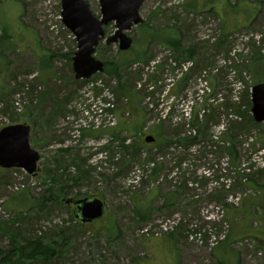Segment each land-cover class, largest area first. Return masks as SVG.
Wrapping results in <instances>:
<instances>
[{
  "label": "rangeland",
  "instance_id": "rangeland-1",
  "mask_svg": "<svg viewBox=\"0 0 264 264\" xmlns=\"http://www.w3.org/2000/svg\"><path fill=\"white\" fill-rule=\"evenodd\" d=\"M87 1L92 14L100 17L98 1ZM195 1L205 6L198 14H187L184 6ZM56 2L0 0V100L5 104L0 109V129L29 125L30 146L40 155L32 177L34 187L29 186L30 178L18 173L19 182L14 171L0 168V208L8 216L0 214V232L5 223H11L8 220H14L25 236L39 225L46 238L63 230L55 238L58 248L63 243L60 237L68 238L67 249L58 258L24 264H264V173H256L264 168V124L241 131L235 142L236 163L229 164L223 144L216 141L231 118L225 106L217 112L219 124H210L213 142L193 145L181 168L175 163L186 158L182 146L157 152L165 170L156 181L141 167L146 155L138 154L153 147L154 139L146 142L145 138L152 136L149 128L160 119H169L173 125L185 123V132L194 135L189 122L195 110L202 115L217 104L237 102L240 92L264 84V0H146L139 12L143 22L128 33L133 40L130 55H142L144 50V56L122 72L121 84L107 72L84 84L74 79L71 61L61 57L73 46V36L51 17L58 12ZM239 2L234 20L238 26L228 32L223 28L225 21L233 19L229 6ZM255 8V17L241 22L244 11L252 14ZM168 27L175 28L181 38L179 52L165 48L157 34ZM2 30L11 41L1 40ZM113 32V23L105 27V37ZM118 52L117 44L107 46L103 41L95 58L112 63ZM257 52L262 60L255 65L252 56ZM52 54L58 57L52 59ZM158 62L161 67L156 70ZM23 81L37 90L25 99L14 91L17 82ZM152 88L154 95L147 97ZM110 114L114 124L106 123ZM96 122L101 124L96 127ZM170 133L166 128L165 135ZM246 168H250L245 171L249 177L258 179L256 189L231 192L225 201L227 220L222 221V205L208 198L211 190L220 189L221 184L227 189L237 176L244 184L246 179L240 175ZM214 175L219 181L212 180ZM179 178L199 181L183 196L181 206L154 212L148 225L133 220L132 197L151 196L157 187L161 195L167 193L179 185ZM204 180L207 187L202 186ZM20 184L31 200L47 197V191L53 199L43 212H19L25 211L16 199ZM61 189L68 197L61 196ZM84 198L101 200L105 211L101 220L81 228L70 220L73 211L65 201ZM196 200L194 213L187 204ZM204 218L216 221L217 228L211 227L207 235L195 234L199 219ZM112 226L119 235H112ZM0 247H8V239L1 235Z\"/></svg>",
  "mask_w": 264,
  "mask_h": 264
},
{
  "label": "trees",
  "instance_id": "trees-1",
  "mask_svg": "<svg viewBox=\"0 0 264 264\" xmlns=\"http://www.w3.org/2000/svg\"><path fill=\"white\" fill-rule=\"evenodd\" d=\"M239 5H240V2L237 3V5L235 6H229L231 8V13L230 12L229 13L233 15L232 17L233 19H231L230 22H227V21L224 22L225 24V27L223 28L224 30L226 29V31L232 32V30H234L235 27L238 26V23L235 22L234 20H235L236 11ZM204 6H205L204 3H201V1L200 2H197V1L189 2L188 4L184 6V11L187 14L195 15V14H198L200 8L201 7L203 8ZM256 9L257 8H255V11L252 14L249 13L248 11L247 12L244 11V16L241 15V22L243 21L246 24V22H249L250 20H252L256 15ZM226 14L224 13L223 16H225ZM220 18L222 19L221 14H220ZM241 25H243V23H241ZM145 31H149V30H145ZM157 34H159V36L163 38L164 41L162 45L165 48H169L170 50H176L178 52L180 51L181 49L180 39L181 38L180 36H178V32L175 30V28L168 27L165 30L158 32ZM223 37H225V35H223L222 38ZM1 40L7 43L11 41V36L5 30H2ZM72 41H74L73 46H71L70 50L67 53L61 56L62 58L68 61L69 60L71 61L72 56L75 53V40L73 39ZM218 44H220V42H218L217 45ZM131 48L125 52L119 51L118 57L116 58L115 61H113L112 63L104 64L103 72L104 73L107 72L110 78L117 79L119 81V84H121V81L123 78L122 72L125 71V69L131 68L134 64H136V62L141 60L144 56L143 49H142L143 53L141 52L142 55L131 56L130 55V52H132ZM188 53H189L188 56L190 59L191 55L193 54V50L188 51ZM57 57H58L57 54H52V59L57 58ZM261 60H262V56L260 52H257L252 56V64L257 65ZM160 65L161 63L158 62L157 65L155 66V69L157 70L158 68H160L161 67ZM109 67L111 68V72H109V69H108ZM78 81L82 84L88 83V80H78ZM149 81H151V78H149ZM14 91H17L18 95L22 97V99H25L26 96L28 98L31 94H34L37 90L36 88H33L31 83H27L23 81L22 83L17 82V85H15ZM153 95H154V92L152 88V90L148 92L146 96L152 97ZM206 102L204 104H206ZM226 103L220 104V105L217 104L214 107L212 106L213 108L211 110L209 109L205 110L202 115L199 114L195 110L189 122L191 128L195 129L193 130L194 135H192L191 132H188V131L185 132V126H186L185 123H178V124L173 125L169 119L168 120L160 119L159 122L152 124V126H150L149 128V133H151L152 135L151 137L154 139V143L152 144L153 147H151L149 151L138 152L139 155L140 153H144L146 155V158L143 159L141 163V167L143 168L144 173L149 172V175H150L149 177L155 181L161 176V174L165 170V163L158 162V158H157L158 157L157 152H160L161 150H164V149L169 150L173 146H176V147L182 146L183 147L182 150H185V152L183 151V154L185 153L186 158L183 160H179L177 163H175L176 168L177 167L181 168L184 163V160L187 159L188 155H191L189 150L193 145L199 144L200 141L203 143H208V142L212 143L213 135H211L209 132V129L211 127L210 124L214 126H217L219 124V114L217 115V112L222 106L223 107L225 106V108L228 111V116H231V118L228 120V126L226 130L222 134L220 133L217 136L216 141L221 142L223 144V153H225V155L227 156V160L229 161V164L232 162L234 163L238 162L239 156L236 150L235 142L237 141V138L241 134V131L246 129L249 126H251L252 128H259L261 124L255 123L252 119V116H250L249 114V111L251 108L249 89L244 90V93L242 95L240 92L237 102L231 103L230 101H228ZM0 106H1L0 109L4 110L5 104L1 100H0ZM210 106L211 105H209L207 108H209ZM15 107L16 106L14 105V108L12 107V109L15 110ZM170 111L171 110L169 107L168 111L165 114L166 115L165 118L169 116ZM110 112H112V110H110ZM6 126L7 125L3 126L2 128ZM166 128L172 131L170 135H167V136L165 135ZM125 146L126 148H130L128 147V145H125ZM153 150H156L155 153H152ZM198 153H201L203 155L202 150H199ZM248 169L250 168H246L243 170V173H241L243 176H241L240 173H238L240 177H244L246 179L244 184H241V182H238L241 178L237 176L233 178L232 183L229 182L227 189H226V184H221L222 187L220 189L214 188L211 190V194L209 195L208 198L211 200V202H215V203L222 205V211H223L222 217H221L222 221L227 220L225 211L228 210L227 207L229 205L225 204V201L228 199L231 192H234L235 190H242V189H246L247 191L256 189L255 184H258L257 183L258 179L257 180L254 179L256 176L249 177L250 174H246L245 172ZM4 172H7V170H4ZM256 173L260 175L263 174L264 168L263 170H259ZM213 179L215 181H219L220 178L214 175L212 176V180ZM180 180L181 181L179 182V185L171 186V190L162 195L160 193L161 191L160 188L157 187L154 189V192L151 194V196L132 197L131 214H132L133 220H135L136 223L138 224L148 225V223H150L152 219V214L154 212H160L164 209H169V210L171 209V211H173L174 208L181 206L182 205L181 202L184 201L185 199L183 196L187 194L189 191L194 189L192 186L194 185L198 186L199 181L197 179H191V180L190 179H187V180L180 179ZM207 181L208 180H204L203 181L204 183H202V186L207 187L208 185ZM246 182L249 183L248 186H246ZM63 191L64 190L61 189L60 193H63ZM15 192L19 193L17 194L16 199L23 203V205L21 206L24 208L25 211L24 212L19 211L22 213H26L32 210H35L37 212H43L48 207L47 203L50 202L51 199H53V195L50 194V191L46 192L48 194L47 197L44 195L36 200H31L28 198V190L25 189V187L19 188ZM61 196L68 197V195L64 193L61 194ZM193 197H195V195ZM56 200H58L60 204L63 205L60 198H56ZM158 200H161L162 202L159 206H155L154 203ZM66 202L67 201H65V203ZM197 203L198 202L196 200V201L188 203L187 206L188 208L192 209L191 210L192 212L196 213L195 205ZM2 212L4 213V215L2 214L1 215L5 218L7 217L8 219L6 212L4 210H2ZM73 215H74V212L73 214H70V220L74 222L75 224L78 223V226L83 228L85 224H81L80 221L75 218V215L74 216ZM205 219L206 218L199 219V222L194 229L195 234L204 233L205 235H207L208 230L212 229L211 227L217 228L216 221L208 220V219L205 220ZM8 221H11V223L9 222L5 223L4 224L5 229L0 232V235L2 237L8 239L7 249H2L0 247V264H24L29 261L47 262L50 259L58 258L59 254H62L67 249V246H68L67 237L65 236L60 237L63 243L61 244L59 248L57 247V242L55 240L57 236L65 233L63 230H57L54 235H51L46 238L42 236L45 232L43 233L42 227L39 225L35 232H32V234H27L28 236H25L21 230L22 228L17 226V223L14 222V220H8ZM110 231L112 235L113 234L119 235V230L115 226H112V228H110ZM220 263H222V261H220Z\"/></svg>",
  "mask_w": 264,
  "mask_h": 264
},
{
  "label": "water",
  "instance_id": "water-1",
  "mask_svg": "<svg viewBox=\"0 0 264 264\" xmlns=\"http://www.w3.org/2000/svg\"><path fill=\"white\" fill-rule=\"evenodd\" d=\"M100 17L90 10L87 0H59L61 23L72 34L76 51L71 59L75 80H89L104 71L103 62L95 58L101 42L118 45L120 52L128 51L133 40L128 33L140 25L143 20L140 8L146 0H97ZM114 24V32L105 37L104 28ZM250 114L255 123H264V84H255L250 91ZM31 128L27 124L9 125L0 129V168L2 170L18 169L28 175H36L40 155L30 146ZM152 142V137H146ZM73 205L75 218L81 224H90L102 219L104 203L96 198L67 200Z\"/></svg>",
  "mask_w": 264,
  "mask_h": 264
},
{
  "label": "built area",
  "instance_id": "built-area-1",
  "mask_svg": "<svg viewBox=\"0 0 264 264\" xmlns=\"http://www.w3.org/2000/svg\"><path fill=\"white\" fill-rule=\"evenodd\" d=\"M53 5H55V7L57 8L58 12L56 13V15L51 14V17L54 18V19H56V20H58V21L61 23L59 1L56 2V3L53 4ZM61 24H62V23H61ZM62 26H63V25H62ZM63 27H64V26H63ZM54 28H55V27H54ZM54 28L52 27L51 29H54ZM64 29H65V28H64ZM65 30H66V29H65ZM72 39H74V37H72ZM16 105H19V104H16ZM17 112H21V108H20V107H17ZM114 122H115V118L110 114V115L107 117V119H106V123H107V124H114ZM100 124H101V122H96V123H95V126L98 127ZM78 134H79V133L77 132V135H78ZM18 173H20V175H23V177L30 178V184H29V186H30V187H34V182H33V180H32V176L27 175V174H26L25 172H23V171H20V170H14V176L18 179L19 182L21 181V177L17 176V175H19ZM22 173H23V174H22ZM22 187H25V186H24L23 184H20L19 187L16 188V190L19 189V188H22ZM0 214L4 215V213L2 212L1 209H0Z\"/></svg>",
  "mask_w": 264,
  "mask_h": 264
},
{
  "label": "crops",
  "instance_id": "crops-1",
  "mask_svg": "<svg viewBox=\"0 0 264 264\" xmlns=\"http://www.w3.org/2000/svg\"><path fill=\"white\" fill-rule=\"evenodd\" d=\"M247 232H249V231H247ZM240 233H241V229H240ZM246 234H248V233L245 232V235H246ZM241 236H242V234H241ZM241 236L238 237V238H239L238 240L241 239ZM262 239H263L262 237H258V238H257V240L259 241V244H260V243H263V241H261Z\"/></svg>",
  "mask_w": 264,
  "mask_h": 264
},
{
  "label": "flooded vegetation",
  "instance_id": "flooded-vegetation-1",
  "mask_svg": "<svg viewBox=\"0 0 264 264\" xmlns=\"http://www.w3.org/2000/svg\"><path fill=\"white\" fill-rule=\"evenodd\" d=\"M70 207L73 209V205L72 204H70Z\"/></svg>",
  "mask_w": 264,
  "mask_h": 264
},
{
  "label": "bare ground",
  "instance_id": "bare-ground-1",
  "mask_svg": "<svg viewBox=\"0 0 264 264\" xmlns=\"http://www.w3.org/2000/svg\"><path fill=\"white\" fill-rule=\"evenodd\" d=\"M79 133V131H77ZM79 135V134H78Z\"/></svg>",
  "mask_w": 264,
  "mask_h": 264
}]
</instances>
